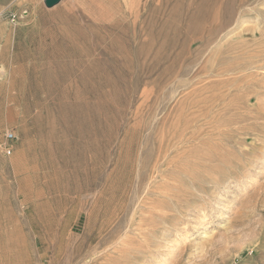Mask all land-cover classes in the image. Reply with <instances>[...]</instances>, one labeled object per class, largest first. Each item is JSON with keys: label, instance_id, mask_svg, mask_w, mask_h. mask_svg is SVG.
<instances>
[{"label": "rangeland", "instance_id": "rangeland-1", "mask_svg": "<svg viewBox=\"0 0 264 264\" xmlns=\"http://www.w3.org/2000/svg\"><path fill=\"white\" fill-rule=\"evenodd\" d=\"M0 264H264V0H0Z\"/></svg>", "mask_w": 264, "mask_h": 264}, {"label": "water", "instance_id": "water-1", "mask_svg": "<svg viewBox=\"0 0 264 264\" xmlns=\"http://www.w3.org/2000/svg\"><path fill=\"white\" fill-rule=\"evenodd\" d=\"M60 0H44V5L46 8H52L57 5Z\"/></svg>", "mask_w": 264, "mask_h": 264}, {"label": "built area", "instance_id": "built-area-1", "mask_svg": "<svg viewBox=\"0 0 264 264\" xmlns=\"http://www.w3.org/2000/svg\"><path fill=\"white\" fill-rule=\"evenodd\" d=\"M5 139H6V141H12L14 139L13 133L10 131H6L5 132ZM6 153L8 154L9 151H7Z\"/></svg>", "mask_w": 264, "mask_h": 264}, {"label": "bare ground", "instance_id": "bare-ground-1", "mask_svg": "<svg viewBox=\"0 0 264 264\" xmlns=\"http://www.w3.org/2000/svg\"><path fill=\"white\" fill-rule=\"evenodd\" d=\"M2 1H5V0H2Z\"/></svg>", "mask_w": 264, "mask_h": 264}]
</instances>
